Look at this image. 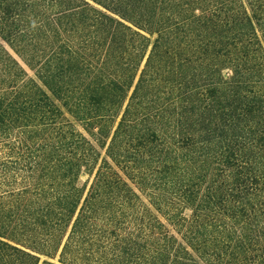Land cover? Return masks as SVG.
<instances>
[{
    "label": "trees",
    "instance_id": "1",
    "mask_svg": "<svg viewBox=\"0 0 264 264\" xmlns=\"http://www.w3.org/2000/svg\"><path fill=\"white\" fill-rule=\"evenodd\" d=\"M0 264H264V0H0Z\"/></svg>",
    "mask_w": 264,
    "mask_h": 264
},
{
    "label": "rangeland",
    "instance_id": "2",
    "mask_svg": "<svg viewBox=\"0 0 264 264\" xmlns=\"http://www.w3.org/2000/svg\"><path fill=\"white\" fill-rule=\"evenodd\" d=\"M29 73H31V72H29Z\"/></svg>",
    "mask_w": 264,
    "mask_h": 264
}]
</instances>
